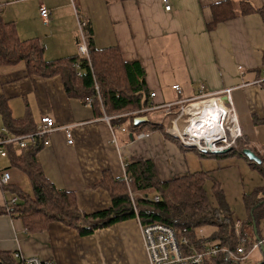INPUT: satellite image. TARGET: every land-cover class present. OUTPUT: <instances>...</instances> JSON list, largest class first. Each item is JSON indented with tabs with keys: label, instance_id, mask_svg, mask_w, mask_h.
I'll return each mask as SVG.
<instances>
[{
	"label": "crops",
	"instance_id": "0c3cea01",
	"mask_svg": "<svg viewBox=\"0 0 264 264\" xmlns=\"http://www.w3.org/2000/svg\"><path fill=\"white\" fill-rule=\"evenodd\" d=\"M227 1L234 5V15L214 22V13L220 12L215 5ZM240 1L0 0V14L5 22L14 26L21 40L35 39L42 46L46 61L77 54L78 18L88 21L94 47H116L123 60L139 61L145 71L148 91L155 93L150 98L154 105L178 98L179 94L171 88L175 84L181 90L179 96L185 99L198 95L200 89L204 93L230 89L243 141L251 149L262 151L264 0H246L254 9L248 13L241 12ZM165 2L169 4L168 10L164 8ZM40 5L49 11L46 20L39 15ZM0 95L6 98L13 118H27L36 126L42 116L48 115L56 126H70L71 144L66 142L64 130L58 128L50 134L49 145L38 150L37 158L44 176L57 188L73 191L78 208L84 213L110 204L108 193L93 185L104 176L123 178L122 164L134 158L152 160L161 180L203 172L206 181L212 180L221 187L220 171L227 176L235 175L239 189L234 195L221 189L229 212L242 222L247 218L243 194L264 184L258 170L260 178L255 183H244L239 171L256 170L246 158L233 153L206 156L194 149H182L168 133L165 132L169 137L159 129L140 139L129 132L119 134L115 146L110 142L102 116L90 104L68 97L59 75L28 74L23 62L0 65ZM219 100H213L214 106L207 102L198 104L203 103L215 112L219 109ZM1 128L4 127L0 117ZM191 151L196 152L198 158ZM225 157H229L231 163L223 169L231 168L232 173L227 174L217 165V161L222 163ZM7 165L8 160L0 157V167ZM6 170L10 174L8 183L15 182L29 190V185L25 187L19 182L26 179L24 173L16 167ZM208 194L211 196V191ZM6 196L7 192L0 187V251L4 254L11 256L20 251L24 256H36L56 264L146 263L136 218L94 229L84 236L58 221L33 231L4 210ZM196 230L194 235L207 241V237L197 234ZM257 248L260 257L252 259L249 253L242 264H254L263 259L260 245Z\"/></svg>",
	"mask_w": 264,
	"mask_h": 264
},
{
	"label": "trees",
	"instance_id": "16d2710c",
	"mask_svg": "<svg viewBox=\"0 0 264 264\" xmlns=\"http://www.w3.org/2000/svg\"><path fill=\"white\" fill-rule=\"evenodd\" d=\"M215 6L220 12L214 13V22L229 18L235 13L234 5L229 1ZM240 7L242 13L254 11L246 0L240 1ZM79 20L84 24L82 30L88 49V60L75 54L46 61L43 58L42 46L35 39L21 40L14 26L10 22H5L0 14V65L10 66L23 62L28 74L42 77L59 75L66 95L79 99L85 104L90 100V106L99 116H102L103 112L108 116L129 113L126 116L115 117L112 123H126L127 132L132 136L137 135L143 128L151 129L150 131L162 130L163 124L155 125L150 120L134 124L135 117L145 116L147 119L148 117L147 112L137 114L132 112L143 110L152 103L146 85L145 71L139 61L123 60L116 47H94L90 23L81 18ZM76 64L79 66L80 75H77ZM95 86L98 88V94ZM0 117L6 130L0 133L2 138L35 130V126H32L27 118L16 119L11 116L7 100L2 95H0ZM172 138L180 148L184 149L176 138ZM236 141L240 146H232L223 154L233 153L246 158L242 153L247 147L246 143L243 138H237ZM3 146L6 151L5 158L8 160V165L3 169L18 168L24 173L29 185V190L15 182L2 186L4 192L13 193L17 197L16 202L4 205L3 208L12 217L21 219L29 230L39 231L48 223L58 221L77 230L80 236H84L91 234L94 229L136 218L141 224L160 222L178 232L186 229L190 237L195 236V229L211 224L217 230L206 238L207 241L231 249L237 245L238 237L232 228L233 219L232 216H228L230 212L222 189L217 182L211 180L210 196L205 189L206 174L203 172L161 180L157 176L152 160L134 158L127 163L125 175L130 179L131 191L137 194L134 197L136 212L130 202L123 178L104 176L93 186H99L108 193L110 204L104 209L84 213L78 208L73 191L57 188L42 173L37 158L40 145L25 149H19L14 143ZM252 151L259 157L261 163L257 164L246 159L264 177V154L254 149ZM205 154L214 155L212 152ZM155 195L158 197L157 201L152 199ZM242 202L249 217L241 223L240 236L246 239L245 245L249 247L256 241L252 218L258 236L260 239L264 238L259 235V222L264 218V184L244 193ZM247 227L251 230L250 234L245 232ZM0 263L18 264L13 255L1 251ZM207 264L237 263L220 253L208 258Z\"/></svg>",
	"mask_w": 264,
	"mask_h": 264
},
{
	"label": "built area",
	"instance_id": "2783aa9c",
	"mask_svg": "<svg viewBox=\"0 0 264 264\" xmlns=\"http://www.w3.org/2000/svg\"><path fill=\"white\" fill-rule=\"evenodd\" d=\"M164 8L167 10L169 9L168 2H165ZM39 15L44 20L49 16V11L44 5L39 6ZM83 25V22L78 18L79 39L76 43V50L79 57L88 60V49L82 30ZM75 66L77 75H80L79 66L77 64ZM171 88L177 93L181 92L179 86L176 84L172 85ZM95 90L98 94L97 86H95ZM198 95L197 98L206 97L205 99L207 100L205 101L210 99L224 100L222 107L224 110L226 108L228 112H215L214 114L213 112H203L201 110H197V112L189 110L186 113L190 115L189 118L191 119L187 122V125L181 130L173 126L167 129V133L175 137L182 146L195 147L199 152H202V150L213 152L231 147L235 140L241 137V129L232 105L230 89H225L218 93H204L200 89ZM154 96L155 93L151 92L150 97L152 98ZM88 104H90V100ZM102 120L107 124L110 133V142L117 146V132L118 130L124 132L126 128H117L112 125L110 116L106 115L104 112L102 113ZM216 123L217 125L215 126ZM228 123L230 125H228ZM58 128L64 130L66 142L71 144L73 139L70 126L58 127L52 117L45 115L40 118L39 123L35 126V130L31 132L22 135H8L5 138L0 136V157L6 156L3 145L8 143L16 144L19 149H25L35 145H40L41 147L48 146L50 143V134ZM202 131H205V136H203ZM2 132H5V128L0 129V133ZM137 137H142V135H137ZM126 165L127 163H124L121 166L123 170V180L127 186L130 202L136 212L134 193L129 186L130 179L125 175ZM9 178V172L0 167V185L4 186L7 184ZM152 199L157 201L158 197L155 195ZM16 201V195L9 193L5 198L4 205L13 204ZM241 223V219L233 217L232 228L236 236L239 235ZM139 224L142 244L146 255L145 264H207L208 258L214 257L220 253L231 258L237 264H242L248 254L262 243V240L254 241L250 245V250L245 251L244 243L246 239L240 237L235 248L231 249L229 247L219 246L215 242H207L203 237H190L186 229L178 232L172 227L160 222L148 224H141L139 222ZM12 255L17 260L18 264H56L52 260H43L36 256H24L20 251H15Z\"/></svg>",
	"mask_w": 264,
	"mask_h": 264
},
{
	"label": "rangeland",
	"instance_id": "374dc122",
	"mask_svg": "<svg viewBox=\"0 0 264 264\" xmlns=\"http://www.w3.org/2000/svg\"><path fill=\"white\" fill-rule=\"evenodd\" d=\"M172 87V86H171ZM175 91V90H174ZM176 92V91H175ZM177 93V92H176ZM180 95V93H177V95ZM178 95V98H176L174 101L172 102H169V103H165V104H161V105H154V104H150V106H148L147 108L143 109V110H138V111H135V112H132V114H137L138 112H147V117L148 119L147 120H150L151 122L155 123V125H159V124H163L162 126V130H160L163 134L166 132L167 133V129L169 128H172L174 126V128H177L178 130H181L182 128H184L186 125H187V122L190 121L191 118L190 115H188L186 112H188L186 109L188 107H190V105L194 104V103H197V102H201V101H205L207 99H205L206 97H200V98H197V96L199 95H196L192 98H189V99H185V98H182ZM168 104V105H167ZM233 105V104H232ZM184 106V107H183ZM185 110V111H184ZM129 113H122V115H114V116H110V120H111V123H112V120L117 116H126L128 115ZM131 114V113H130ZM236 114V112H235ZM192 117V116H191ZM237 117V115H236ZM228 121V120H227ZM239 122V121H238ZM112 125L116 126L117 128L119 127H125L127 126L126 123H121V124H113ZM228 125H230L228 123ZM240 126V124H239ZM241 129V127H240ZM151 129H147V128H143L142 130L139 131V133L137 135H142V137H137V135L133 136L134 138H143V137H147L149 134H150V131ZM127 132V129L126 131L124 132H120V130H118L117 134H122V133H126ZM171 136V135H170ZM175 138V137H174ZM239 138H242V131H241V137ZM237 140V139H236ZM234 142V144L232 146H240V144H236L238 141ZM178 141V140H177ZM179 142V141H178ZM118 143V141H117ZM180 143V142H179ZM181 145V144H180ZM242 145V144H241ZM182 146V145H181ZM231 146V147H232ZM184 149H194L196 150L197 152H199L197 149H195V147H186V146H182ZM227 148L228 150H230V148ZM248 149L251 150L250 147H246ZM253 150V149H252ZM255 150V149H254ZM258 153H260V150H257ZM263 154H264V149L261 151ZM202 153V152H200ZM191 154H194L197 158H198V155L196 152L194 151H191ZM223 154V153H221ZM208 156V155H206ZM189 157V156H188ZM210 157V156H209ZM222 160H224L222 163L220 161H217L218 162V166L221 167V169H223L224 166H228L231 161H229V157H225L223 158ZM211 164V163H210ZM208 165V164H206ZM212 165H214L212 163ZM211 167V166H210ZM255 170V169H254ZM222 171L226 172L227 174L229 173H232L233 171H231V168L230 169H223ZM239 172H241L242 174V177L244 179V183L247 184V183H251L250 181H253V183H255L257 181L258 178H260V176L258 175V172L257 170H255L254 172L249 170V171H243V169H241ZM250 172H252L251 175ZM238 173V172H237ZM219 175V180L221 182V187L223 188V190L226 192H228L230 195H234V191L236 189H239L238 187V180L236 178L235 175L231 176V174H229L228 176L225 175V173L223 172H219L218 173ZM256 178V180H255ZM23 180H20L19 182L21 183V185L25 186V187H28V181L27 179H24L22 178ZM212 184V181L211 180H208L206 181L205 183V189L207 190V193L209 192V189H210V186ZM259 186V184L257 185ZM0 187L2 188V186L0 185ZM245 187V186H244ZM245 190H246V187H245ZM228 193L225 194V197L228 196ZM9 194V192H7V195ZM135 197V196H134ZM227 199V198H226ZM246 211V210H245ZM223 214H227V213H223ZM228 215V214H227ZM233 215V213H230L228 216L231 217ZM246 216L247 218L249 217V213L248 211H246ZM233 217H235L234 215L232 216V219ZM246 218V219H247ZM245 219V220H246ZM241 226V225H240ZM215 230H217V228H215L214 226H212L211 224H205V225H202L200 226L197 230H196V233L199 234V235H203V236H206V237H209ZM259 235L262 237L264 235V218L259 222ZM250 231L249 230V227L246 228V231L248 234H250ZM252 234V233H251ZM258 235V234H257ZM238 239L241 237L240 236V231H239V235L237 236ZM263 238V237H262ZM254 239H255V234H254ZM262 240V244L264 245V238L261 239ZM238 243V241H237ZM246 242L244 243V249L245 251H249L250 250V245L249 247L247 245H245ZM247 248V249H246ZM260 250L259 248H254L252 252H250L249 256L253 259L255 257H260Z\"/></svg>",
	"mask_w": 264,
	"mask_h": 264
},
{
	"label": "water",
	"instance_id": "95a60500",
	"mask_svg": "<svg viewBox=\"0 0 264 264\" xmlns=\"http://www.w3.org/2000/svg\"><path fill=\"white\" fill-rule=\"evenodd\" d=\"M146 121H147V118L145 116H137L134 118V124L135 125L146 122ZM227 151H228V149H224V150L213 151L212 153L213 154H221V153H225ZM202 153H206V151L202 150ZM242 153L248 160L255 162L257 164L261 163V160L259 159V157L252 150L245 148L242 150ZM252 229H253V234H255L256 241L261 240L260 237L257 235L256 225H255L253 218H252ZM260 247H261V251L263 253V259L259 262L254 263V264H264V245L261 243Z\"/></svg>",
	"mask_w": 264,
	"mask_h": 264
},
{
	"label": "bare ground",
	"instance_id": "6f19581e",
	"mask_svg": "<svg viewBox=\"0 0 264 264\" xmlns=\"http://www.w3.org/2000/svg\"><path fill=\"white\" fill-rule=\"evenodd\" d=\"M213 100H215V99H210L208 101H201V102H207L211 106V105H213ZM223 102H224V100H221V99L217 102L218 103V106H219V109L218 110L216 109L215 112H228L226 108H225V110L223 109V107H222L223 106ZM186 110L187 111L192 110V112L193 111L194 112L195 111L197 112V110H201L203 112H213L215 114V112L213 110L211 111L210 109L204 107V104L203 103L202 104H198V102L190 105V107H188ZM216 125H217V123L215 124V126ZM202 132H203V136H205V134H206L205 131H202Z\"/></svg>",
	"mask_w": 264,
	"mask_h": 264
}]
</instances>
